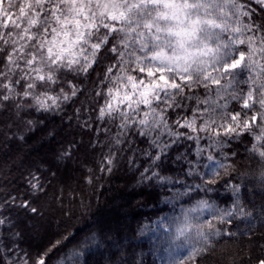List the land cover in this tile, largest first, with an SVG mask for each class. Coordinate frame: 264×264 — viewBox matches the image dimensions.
<instances>
[{
  "label": "snow or ice",
  "instance_id": "6c2138e0",
  "mask_svg": "<svg viewBox=\"0 0 264 264\" xmlns=\"http://www.w3.org/2000/svg\"><path fill=\"white\" fill-rule=\"evenodd\" d=\"M97 66L102 72L96 73L95 96L103 103L97 101L96 118L119 120L117 144L133 130L146 138L157 150L155 155L144 153L152 165L181 139L195 141L196 163L205 161L201 175L214 177L206 184H215L220 171L230 176L233 166L213 150L224 147L223 137L244 135L251 138L249 154L264 162V0H0V107L19 98L30 100L27 107L38 112L59 110L83 91L68 82L69 94L60 87L62 77L73 73L89 78ZM201 88L203 95L198 94ZM231 103L239 110H229ZM24 107L16 104L17 115ZM173 111L177 118L170 123ZM204 138L211 141L206 157L199 147ZM256 179L264 187V171ZM31 187L42 190L38 182ZM231 187L237 200L230 208L199 200L181 207L180 215L169 221L175 224L172 240L184 241L176 248L187 249L179 264H198L211 238L221 234L216 223H231L237 211L252 215L239 202L241 185ZM191 191L189 186L177 195ZM20 206L30 208V203ZM90 242H96L95 234L78 241L71 255L83 257ZM61 243L35 264H47ZM165 251L171 255L170 248ZM58 264H64L63 258Z\"/></svg>",
  "mask_w": 264,
  "mask_h": 264
},
{
  "label": "trees",
  "instance_id": "16d2710c",
  "mask_svg": "<svg viewBox=\"0 0 264 264\" xmlns=\"http://www.w3.org/2000/svg\"><path fill=\"white\" fill-rule=\"evenodd\" d=\"M97 72H102L101 67L89 78L73 73L62 77L60 87L66 92H71L68 82L83 91L59 110L38 112L27 107L30 100L19 98L0 107V219L5 220L0 224V264H23L24 260L35 264L57 241L62 243L51 251L47 264H58L62 258L64 264H166L172 259L179 264L187 249L176 248L184 241L172 240L175 224H167L168 219L199 200L230 208L237 200L231 187L235 184L241 185L240 204L252 215L237 211L231 223H216L221 234L211 238L198 264H258L264 259V187L256 179L264 171V162L247 151L251 138H222L224 147L212 154L233 167L230 176L221 170L215 184H206L214 177L201 175L206 171L202 167L205 161L201 158L196 163L195 141L181 139L152 165L144 153L155 155L157 150L149 147L146 138L133 130L117 144L119 120L96 118L99 103H103L95 96ZM198 94L203 95L204 90L199 89ZM22 102L25 107L17 115L16 104ZM232 109L239 110V105L231 103ZM185 114L190 112L185 110ZM176 118L173 111L170 123ZM162 139L170 140L167 136ZM210 143L206 138L199 142L205 157ZM37 182L40 191L31 187ZM189 186L193 191L177 195L187 192ZM209 188L211 191L206 190ZM24 201H29L30 208L20 206ZM122 207L127 221L110 225L109 220ZM93 234L96 242L89 243L84 256H72L77 242Z\"/></svg>",
  "mask_w": 264,
  "mask_h": 264
},
{
  "label": "rangeland",
  "instance_id": "374dc122",
  "mask_svg": "<svg viewBox=\"0 0 264 264\" xmlns=\"http://www.w3.org/2000/svg\"><path fill=\"white\" fill-rule=\"evenodd\" d=\"M195 205V204H194ZM204 215L206 216V219L209 218L208 214L205 212ZM177 217V214H173L167 221V224H170L169 221H171L173 218ZM128 219V216H126L125 208H119L118 209V216L115 217V219L112 218V220H109L110 225L115 224V222H126ZM174 224V223H172Z\"/></svg>",
  "mask_w": 264,
  "mask_h": 264
}]
</instances>
